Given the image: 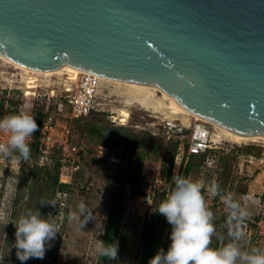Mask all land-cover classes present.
Here are the masks:
<instances>
[{
	"label": "water",
	"instance_id": "1",
	"mask_svg": "<svg viewBox=\"0 0 264 264\" xmlns=\"http://www.w3.org/2000/svg\"><path fill=\"white\" fill-rule=\"evenodd\" d=\"M0 54L31 69L67 65L156 86L207 120L264 137V0H0ZM30 115L38 136L42 119ZM87 125L113 142L140 137Z\"/></svg>",
	"mask_w": 264,
	"mask_h": 264
},
{
	"label": "rangeland",
	"instance_id": "2",
	"mask_svg": "<svg viewBox=\"0 0 264 264\" xmlns=\"http://www.w3.org/2000/svg\"><path fill=\"white\" fill-rule=\"evenodd\" d=\"M72 74L80 73L71 69H65L59 74L34 71L0 56V109L2 106L5 109L8 105L10 110L23 109L28 114H36L34 112L42 107L46 110L47 97L34 99L22 94V90H27V81L39 76H54L55 80L64 83ZM6 82L15 88L22 87L21 92L9 93L4 89ZM63 83L57 85L58 92ZM46 92L47 90H40L42 94ZM146 94L138 95L134 89L125 84L105 80L97 106L102 111L89 116L88 120L86 118L71 124L64 114L58 112L56 99L51 101L49 111L56 116L59 128L64 131L63 127L70 126L71 140L85 156V168L82 169L85 174L81 178L73 180L71 171H61L60 181L74 184L70 193H57L51 201L55 205L50 204V190L41 192L43 183L39 182L34 186V180L30 177H25L24 185L20 193H16L14 201L16 189L14 184L17 182V176L23 171L27 176L34 165L38 164L39 168H43L45 164L36 160V157L24 160L0 156V185L6 187L0 201V264H141L143 257L146 260L151 259L154 249L158 252L163 248V244L167 243L170 246L172 225L165 216L156 211L163 201L162 191H158L155 198L150 200L148 189L143 190L144 192L136 190V187L140 189V186L150 184L160 176L163 172L162 157L157 158L149 154L144 155L141 160L139 157L144 154L142 149L135 155L124 154L104 142L98 143L86 130L88 122L118 124L137 132L140 137L149 133L156 138L168 140L167 138L171 137L172 140L181 139L190 144V136L175 135L169 127L175 125L192 130L198 122L186 115L176 113L163 99L160 91L155 92V97ZM152 100L153 104L150 103ZM112 120L117 123H113ZM204 124L210 132L209 145L213 147L214 153L207 157L205 165L197 172L194 171L190 178L199 180L205 185L203 191L207 205L214 213L216 226V233L210 246L220 247L230 242L225 222L222 221L224 205L219 196L213 197L207 192V187L215 180L224 192L232 193L237 201L246 204L249 213L247 218L257 219L262 215L264 213V140L236 142L211 123L204 122ZM222 153L225 156L220 160ZM182 158L180 155L177 159L174 172L179 174L180 171V175L184 176ZM184 159L186 165L189 151ZM52 166L51 163L49 167ZM119 171L123 175L128 173L136 183H132L134 189L129 196H126L124 202L126 210L117 222L120 228L116 243L118 258L109 260L102 257L97 249L101 241L104 243L106 228L115 213V210L112 211L113 193L115 184L119 182L114 181V178ZM80 201H84L91 210L87 217L81 216L78 212L77 206ZM58 208L59 210L56 211ZM29 211L40 212L41 218L55 224L58 232L50 241V247L47 248L43 259L30 258L27 261H20L16 255L17 249L14 247L17 230L15 223ZM70 213L75 214L72 220L68 219ZM216 220L221 222L217 223ZM241 229L244 236L238 243L242 249L250 250L255 247L264 250V237L258 234L255 228L242 224Z\"/></svg>",
	"mask_w": 264,
	"mask_h": 264
},
{
	"label": "clouds",
	"instance_id": "3",
	"mask_svg": "<svg viewBox=\"0 0 264 264\" xmlns=\"http://www.w3.org/2000/svg\"><path fill=\"white\" fill-rule=\"evenodd\" d=\"M38 128L36 119L26 110L4 116L0 119V133L7 135V141L0 142V156L27 160L31 153L29 138ZM171 179L173 186L156 209L172 225L171 244L167 252L161 248L149 264H264V250L255 247L244 250L238 243L244 236L241 225L249 215L246 204L237 201L232 193L223 192L215 180L211 182L207 192L220 197L227 213L225 226L230 238V242L220 247H211L216 226L203 191L205 185L176 172ZM5 190L6 187L0 185V201ZM77 207L81 216L87 217L91 212L84 201ZM74 215L70 213L68 219L72 220ZM15 227L14 247L20 261L43 259L58 232L55 224L42 219L40 212L32 211L22 215ZM97 251L109 260L118 258V244L105 245L101 241Z\"/></svg>",
	"mask_w": 264,
	"mask_h": 264
},
{
	"label": "built area",
	"instance_id": "4",
	"mask_svg": "<svg viewBox=\"0 0 264 264\" xmlns=\"http://www.w3.org/2000/svg\"><path fill=\"white\" fill-rule=\"evenodd\" d=\"M30 82L33 83L30 84ZM62 83L63 82H59L57 79L55 80L54 76H39L33 80H28L26 85L27 90H22V94H24L25 97H32L34 99L47 97L46 104L48 105V108L44 110L45 116L42 118L40 133L38 136L33 134L29 138V145L37 142L38 150L40 152L39 161L42 164H45L49 160L51 152L56 147H59L62 151L60 156L62 171H71V173H75L84 168V156L71 140L72 134L70 126L63 127L64 131L59 128L56 116L49 111V104L53 99H56L58 112L64 114V116L70 121V124L86 119L92 114L102 111L98 109L97 106L98 97L103 93V80L98 75L89 72L72 74L63 83L62 88H59L60 91L58 92L56 87L58 84ZM53 87L55 88L52 89ZM4 89L8 90L9 93H16L14 91L21 92L20 89H22V87L15 88L9 84V82H6ZM40 90H47V92L42 94L40 93ZM65 109L67 111H65ZM4 110H10L9 106L7 105ZM0 118L3 119L1 116ZM112 121L113 123H117L115 120ZM200 124L203 125L204 132L206 133L198 131L195 125L192 130L188 128L190 130L189 136L191 137L189 155L205 153L207 150L213 149V147L209 145L210 132L208 131L206 124L202 122H200ZM173 134L178 135L174 131ZM181 136L186 137L183 133ZM6 141L7 135L0 133V142ZM172 186V182H167L165 179L158 177L152 183L140 186V189L136 187V190L144 192L143 190L148 189V193H150L148 198L151 200V198L154 199L157 192L160 190L162 191V194L165 192L168 196ZM115 187L117 190H122L126 196H129L134 189L131 182H128L127 184H115ZM211 203L212 202H210V204ZM222 211L226 213L225 207ZM243 224L255 228L256 232L264 237V213L258 216L257 219L246 218Z\"/></svg>",
	"mask_w": 264,
	"mask_h": 264
},
{
	"label": "trees",
	"instance_id": "5",
	"mask_svg": "<svg viewBox=\"0 0 264 264\" xmlns=\"http://www.w3.org/2000/svg\"><path fill=\"white\" fill-rule=\"evenodd\" d=\"M1 109H4V106L1 107ZM13 113L18 114L19 110L17 108L11 109ZM36 113L41 119L44 118V107L39 108ZM97 114V113H94ZM99 114V113H98ZM93 115V114H92ZM86 130H88L89 134L92 136L93 139H95L98 143H106L107 145H110L114 149H118L119 151L123 152L124 154L130 153L131 155L137 154L141 149L144 151V154H142L139 159H143L145 157L144 155L152 154L157 158L162 157L163 161V172L160 174L161 179H165L167 182H172V176L174 175V167L176 164L177 159L180 155H182V161L183 164L182 168L184 171L185 177H190V175L195 171L197 172L200 168H202L205 165L206 159L208 156H210L212 153H214L213 149L207 150L205 153L200 154H191L189 155V160L186 165H184V158L188 155L189 146L187 142H184L181 139H175L173 138H167L168 140H164L161 138H156L152 134L146 133L144 136L139 137L135 142L132 143H118L113 142L108 139H106L103 134L98 131L97 129L93 127L86 126ZM31 153L29 158H35L39 161V150H38V144L37 142H34L30 145ZM61 149L59 147H56L50 154L49 162L45 163L43 165V168H39V165H34L30 170L27 176L25 175L24 171L20 173L17 176V182H15V195L13 197V200L15 199L16 193H20L22 187H23V181L25 177H30L31 180H34V186H36L39 182H42L43 185L41 186V192L50 190V203L53 201V199L56 197L57 193H70L73 184L72 182H66L63 183L60 181L61 178V171H62V163H61ZM18 156V153L14 154ZM84 156V155H83ZM220 157V160L223 158ZM28 158V159H29ZM84 163H85V156L83 157ZM53 164L52 167H49ZM85 168V166H84ZM83 168V169H84ZM73 174V180H77L78 178H81L83 176L84 170H81L79 172L72 173ZM180 175V171L179 174ZM114 181L119 182L120 184H127L128 182L136 183L133 179L129 177V174L123 175L121 171H119L118 175L114 178ZM110 182H112L110 180ZM115 192L114 195V201H113V207L112 211L115 210V213L112 217V221L110 225L106 228V233L104 234V244H116L119 238L120 234V228L118 226V220L121 218L123 213L126 210L125 205V198L126 195L122 190H117L114 186ZM224 192V190H223ZM157 195V194H156ZM167 194L164 192L162 194L163 200L166 199ZM155 198V197H154ZM15 201V200H14ZM59 208L56 210L58 211ZM227 213H224V216L222 218V221L225 222ZM215 221V220H214ZM217 223H220L221 220H216ZM218 247V246H217ZM169 245L163 244V249L168 250ZM153 255L151 258H153L157 254V249H154ZM141 264H149V260H146L145 257L141 259Z\"/></svg>",
	"mask_w": 264,
	"mask_h": 264
},
{
	"label": "bare ground",
	"instance_id": "6",
	"mask_svg": "<svg viewBox=\"0 0 264 264\" xmlns=\"http://www.w3.org/2000/svg\"><path fill=\"white\" fill-rule=\"evenodd\" d=\"M0 56L4 57V58H6V59H8L10 61H13V60H11L10 58H8L7 56H5L3 54H0ZM13 62L16 63L15 61H13ZM16 64H18V63H16ZM18 65H20V64H18ZM20 66H22V65H20ZM22 67H24V66H22ZM28 69H31V68H28ZM65 69L75 70V71H78L79 73L84 72V71H82L79 68H74V67H70V66H67V65H65L62 68L57 69V70H49V71H41V70H39V71L44 72V73H50V74L51 73L52 74H57V73L59 74V73H61ZM35 70L36 69H34V71ZM100 78L101 79H104L103 81L109 80V81L116 82V83H119V84H125L128 87L134 89L135 92L138 93V95L139 94L147 93V94H150L151 97L153 95L155 97V92L156 91H160L162 93L163 99L166 102L169 103L170 107L173 108L176 111V113L183 114L184 116L186 115L189 118H192L193 121L195 120L196 122H198L195 126L197 127L198 131H200L202 133H206V132H204L205 130L203 128V125L200 124V122H202V123L208 122V123H211L212 125H214L217 129H219L223 133L227 134L229 137L232 138V140H235L236 142L238 140H246V141H252V142H257L258 140H264V137H249V136H245V135H242V134L235 133V132H233V131H231V130L225 128V127H223L222 125L218 124L217 122H213V121L207 120L206 118H204V117H202V116H200L198 114H195L194 112L188 110L187 108H185L184 106H182L175 98L171 97L169 94H167L164 91L160 90L156 86H151V85H148V84H141V83H136V82H126V81H123V80L117 81L116 79L107 78L105 76H101ZM150 103L153 104V100L150 101Z\"/></svg>",
	"mask_w": 264,
	"mask_h": 264
},
{
	"label": "flooded vegetation",
	"instance_id": "7",
	"mask_svg": "<svg viewBox=\"0 0 264 264\" xmlns=\"http://www.w3.org/2000/svg\"><path fill=\"white\" fill-rule=\"evenodd\" d=\"M7 111H9V112H12V110H7ZM13 113V112H12ZM89 118H87L86 120H88ZM171 130H172V132L174 131V127L172 126V125H170V127H169Z\"/></svg>",
	"mask_w": 264,
	"mask_h": 264
}]
</instances>
